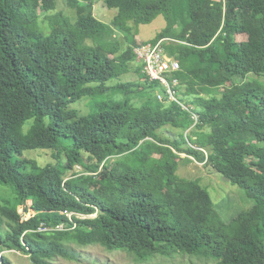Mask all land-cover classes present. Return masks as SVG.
I'll use <instances>...</instances> for the list:
<instances>
[{"label": "trees", "instance_id": "16d2710c", "mask_svg": "<svg viewBox=\"0 0 264 264\" xmlns=\"http://www.w3.org/2000/svg\"><path fill=\"white\" fill-rule=\"evenodd\" d=\"M38 1L0 0V185L13 193L0 202V264H11L5 251L32 264L70 259L66 240L141 263L264 264V0H103L117 10L110 24L92 1L75 0V22L47 14L55 0ZM159 15L166 25L153 42L164 40L177 61L178 98L192 111L151 97L159 84L139 64L143 83L109 86L137 63L131 23ZM148 89L145 108L135 107L129 95ZM119 93L123 102L108 98ZM83 99L101 107L78 115L71 105ZM32 151H50L53 162L26 158ZM190 157L253 206L225 222L205 188L177 175Z\"/></svg>", "mask_w": 264, "mask_h": 264}, {"label": "rangeland", "instance_id": "374dc122", "mask_svg": "<svg viewBox=\"0 0 264 264\" xmlns=\"http://www.w3.org/2000/svg\"><path fill=\"white\" fill-rule=\"evenodd\" d=\"M36 4L38 0H33ZM79 2L89 3L92 1L93 15L97 20L102 23L110 24L114 16L117 14L116 9L107 8L103 0H77ZM38 2H41L39 0ZM55 0L54 9L47 12L48 15L61 12L63 15L67 16L72 22L77 20L76 13V3L75 0ZM41 26L44 31H49L48 22L44 21V15L40 16ZM133 25V33L135 34V40L138 43H153L157 33L160 32L166 25V21L162 15H159L153 22L147 25ZM116 38L121 41L122 49H125V41L121 34L116 33ZM238 41L246 40V36L238 35L236 36ZM137 43V44H138ZM136 63V62H135ZM137 63L132 67L133 70L126 73L118 80L109 83V86H115L117 83H143L144 78H141L136 72ZM154 90L148 89L143 91L142 94H130V102L137 108L144 109L146 104V94H151ZM151 94V97L154 95ZM111 101H121L125 100L122 94H115L110 97ZM154 99V97H153ZM153 103V102H151ZM149 103L150 110H143L142 115H148L152 111V107L155 105ZM102 101L94 103L90 99H83L73 105L71 109L75 110L78 115H86L92 111L101 107ZM30 124H27L25 130ZM171 130V129H170ZM164 134V131H160ZM173 132V131H170ZM188 131L185 132V134ZM181 157H185V154H181ZM26 158L33 159L40 165H45L47 163L53 162L52 155L50 151H32L26 155ZM84 169L81 166H76L74 172L77 174H82ZM86 174V173H85ZM177 175L184 179H190L197 181L203 188L209 193L214 206L222 219L225 222L231 220L234 216L241 212L248 211L254 204L253 199L248 198L244 191L240 189L237 185L230 183L223 177L214 173L210 166L204 165L203 163H198L192 157H190V162H185L181 160L179 162V167L177 170ZM13 193L12 190L6 186L0 185V202L2 200H12ZM18 211L22 213V207H18ZM31 212L23 215L25 219L29 218ZM78 218V217H77ZM84 218V217H83ZM79 218V219H83ZM90 218V217H89ZM64 245L68 248L71 258L57 257L50 261L51 264H215L212 262H206L196 257L187 256H175L172 258H164L157 256L148 262H137L135 258L125 252L121 251H108L103 246L100 245H89L83 246L75 243L72 240L64 241ZM2 255L10 261L11 264H32L29 256L24 255L16 251H5Z\"/></svg>", "mask_w": 264, "mask_h": 264}, {"label": "built area", "instance_id": "2783aa9c", "mask_svg": "<svg viewBox=\"0 0 264 264\" xmlns=\"http://www.w3.org/2000/svg\"><path fill=\"white\" fill-rule=\"evenodd\" d=\"M164 40H159L153 43H138L134 48V54L136 57L137 64L142 67V74L149 82H156L159 84V89L155 92V99L160 103H176L183 110L192 111L191 106L183 104L179 98V79L174 77L173 74L179 71V65L173 58L167 56L164 52L162 43ZM192 118L197 121V116L192 114ZM68 218L75 215L78 218H89L95 217L93 215H79L75 213H66ZM28 219V218H27ZM57 229L61 230L62 226ZM39 231L48 230L42 226L38 229Z\"/></svg>", "mask_w": 264, "mask_h": 264}, {"label": "water", "instance_id": "95a60500", "mask_svg": "<svg viewBox=\"0 0 264 264\" xmlns=\"http://www.w3.org/2000/svg\"><path fill=\"white\" fill-rule=\"evenodd\" d=\"M225 180H227L226 178H224Z\"/></svg>", "mask_w": 264, "mask_h": 264}]
</instances>
